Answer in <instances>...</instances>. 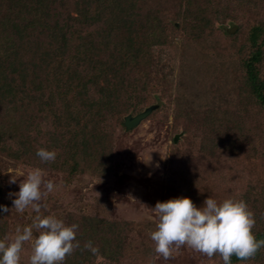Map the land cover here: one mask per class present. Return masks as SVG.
<instances>
[{
	"label": "trees",
	"instance_id": "1",
	"mask_svg": "<svg viewBox=\"0 0 264 264\" xmlns=\"http://www.w3.org/2000/svg\"><path fill=\"white\" fill-rule=\"evenodd\" d=\"M214 4L213 0H0V156L30 162L37 149L45 148L55 150L56 158L40 161L42 169L68 178L111 174L115 131H129L125 117L152 106L157 108L149 117L158 111L160 106L152 101L156 92L168 91L175 68L189 74L178 61L180 49L186 52L189 44L201 41L219 45L221 35L232 36L231 29L223 27L235 18L238 27L249 28L247 59L228 74L223 62L211 61L208 66L213 75L217 70L223 74L219 81L237 76L242 95L264 108V0H225L220 10ZM232 4L242 15L230 13ZM246 12L253 16L246 18ZM188 86L179 83L176 89L189 93ZM223 86L211 92L226 105L229 88ZM188 93L178 94L179 105L189 99ZM223 109L218 105L209 112L224 116L227 127L218 116L210 126L215 136L225 131L231 139L240 130L232 113L220 114ZM187 118L190 121L191 116ZM89 224L84 226L86 234L101 237L105 224ZM122 225L114 224L105 233L114 243L109 258L113 264H120ZM3 230L0 226V237ZM252 233L264 240V226ZM99 242L103 243L101 238ZM255 261L264 264V246L249 259L231 257V264Z\"/></svg>",
	"mask_w": 264,
	"mask_h": 264
},
{
	"label": "rangeland",
	"instance_id": "2",
	"mask_svg": "<svg viewBox=\"0 0 264 264\" xmlns=\"http://www.w3.org/2000/svg\"><path fill=\"white\" fill-rule=\"evenodd\" d=\"M213 1L219 10L223 8L225 0ZM230 13L234 17L242 15L236 4L231 5ZM244 15L246 18L253 16L247 12ZM235 19L236 22L229 21L223 27L227 32L234 29L233 33L228 32L232 36L221 35L219 45L201 41L189 44L186 52L180 49L178 61L184 63L189 74H180L181 69L175 68L168 80V91L156 92L152 101L160 106L159 110L132 130L115 131V162L111 174L97 177L88 173L68 178L42 169L37 157L21 163L0 156V205L9 208L0 215V226L4 229L0 238L13 239L17 227L22 229L31 224L36 215L30 206L21 213L16 212L11 203L14 197L8 195L19 190V181L35 167L43 170L45 181L54 183V190L42 195L39 201L41 214L54 215L66 225H78L75 241H79V247L66 255L62 264H113L109 258L114 243L105 233L114 224L121 223L120 264H223L218 254L207 257L186 245L176 249L167 260L153 251L155 245L150 232L155 230L156 214L151 208L157 201L179 196L190 198L196 206L202 205L208 196L218 202L225 198L244 200L254 216L252 231L260 230L264 226V108L242 95L244 89L237 76L219 81L223 74L217 70V75H213L208 66L211 61L223 62L228 74L247 59L249 28L238 27L239 19ZM179 83L189 84L188 87H192L189 93L176 89ZM223 83L229 88L226 105L212 98L211 92L220 90ZM182 91L188 93L186 97L189 98L184 100L183 106L178 100ZM203 104L215 106L207 109L200 106ZM218 105L224 108L220 114L232 113V121L238 124L240 134L228 139L230 134L223 131L219 137L215 136L210 122L219 113L209 111ZM218 118L226 128V118L222 115ZM10 177L17 182L10 183ZM86 222H96L97 226L105 224V228L100 227L101 237L86 234ZM37 234L33 229V236ZM89 241L96 248L95 253L85 247ZM30 255L31 243L24 242L19 264H29Z\"/></svg>",
	"mask_w": 264,
	"mask_h": 264
},
{
	"label": "clouds",
	"instance_id": "3",
	"mask_svg": "<svg viewBox=\"0 0 264 264\" xmlns=\"http://www.w3.org/2000/svg\"><path fill=\"white\" fill-rule=\"evenodd\" d=\"M36 156L41 162H51L56 152L39 148ZM16 182L17 179L10 177V183ZM18 189L8 194L14 197L12 208L21 213L30 206L36 215L31 224L22 229L17 227L13 239H0V264H19L24 242L31 243L29 264H62L66 255L79 247V241H75L78 225H66L54 215L41 214L39 201L42 195L54 190L53 181H45L43 170L35 167L19 181ZM151 210L156 214L155 230L150 232L155 245L153 251L165 260L186 245L207 257L218 254L223 264H231L233 255L246 260L264 246V240H257L252 233L255 220L244 200L225 198L218 202L208 196L202 205L196 206L190 198L179 196L157 201ZM8 211L7 206L0 205V215ZM33 229L38 233L35 237ZM85 247L96 252L91 241Z\"/></svg>",
	"mask_w": 264,
	"mask_h": 264
},
{
	"label": "water",
	"instance_id": "4",
	"mask_svg": "<svg viewBox=\"0 0 264 264\" xmlns=\"http://www.w3.org/2000/svg\"><path fill=\"white\" fill-rule=\"evenodd\" d=\"M234 29L230 32L233 33ZM156 106H152L146 109L144 112L136 115V116H127L125 117L124 123L127 129L132 130L138 127L144 120H146L149 115L156 109Z\"/></svg>",
	"mask_w": 264,
	"mask_h": 264
}]
</instances>
